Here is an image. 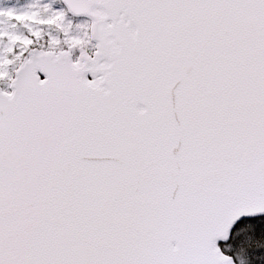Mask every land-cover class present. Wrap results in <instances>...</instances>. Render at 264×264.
Segmentation results:
<instances>
[{"label": "snow or ice", "instance_id": "obj_1", "mask_svg": "<svg viewBox=\"0 0 264 264\" xmlns=\"http://www.w3.org/2000/svg\"><path fill=\"white\" fill-rule=\"evenodd\" d=\"M0 264H264V0H0Z\"/></svg>", "mask_w": 264, "mask_h": 264}]
</instances>
